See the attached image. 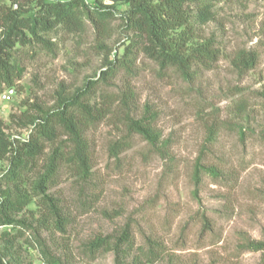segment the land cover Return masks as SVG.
<instances>
[{"label": "rangeland", "instance_id": "rangeland-1", "mask_svg": "<svg viewBox=\"0 0 264 264\" xmlns=\"http://www.w3.org/2000/svg\"><path fill=\"white\" fill-rule=\"evenodd\" d=\"M13 1L0 0V7ZM86 1L114 12L107 36L101 38L85 20L75 31L62 26L40 31L51 45L35 40L17 45L12 59L23 75L12 86V101L0 99V118L9 135L24 140L32 127L13 125L11 114H21L26 102L52 109L58 93L71 95L89 80L95 84L93 102L102 105L108 96L110 112L87 132L90 175L83 178L67 160L49 188L66 218L65 231L52 219L43 225L45 209L32 186L53 148L63 142L70 146L69 138L61 134L47 143L29 164L23 190L34 196L16 218L32 226L17 227L20 234L13 231L18 236L6 260L41 264L48 256L62 264H116L112 247L129 225L134 246L124 256L126 263L146 249L151 237L163 249L151 264H264V250L240 248L247 240L264 241V0H205L207 15L194 8L188 28L172 31L177 39L185 34L188 52L211 41L219 51L211 68L195 65L193 76L186 78L140 52L132 74L122 69L105 81L106 59L121 56L133 38L124 20L129 5L123 0ZM241 50L258 55L252 69L233 65ZM9 88L2 84L0 93ZM126 114L153 118L161 141H167L164 150H153L140 134L128 132ZM120 139L130 146L115 157L110 146ZM199 159L215 167L218 176L203 173L195 193L193 173ZM3 164L0 176L9 161ZM5 187L16 194L13 183H0V189ZM97 237L109 244L91 253L89 243ZM4 249L0 242V252Z\"/></svg>", "mask_w": 264, "mask_h": 264}, {"label": "trees", "instance_id": "trees-1", "mask_svg": "<svg viewBox=\"0 0 264 264\" xmlns=\"http://www.w3.org/2000/svg\"><path fill=\"white\" fill-rule=\"evenodd\" d=\"M26 1L25 6L19 5L18 8L13 5L18 3V0L13 1L12 5L4 4L0 7V90L2 84L12 87L17 79L22 78L23 70L14 65L12 59L13 50L17 45H27L33 40L51 45V41L40 36V31H50L58 26L75 31L84 25L85 20L90 21L98 35L104 39L110 29V20L115 16L109 6L104 9L99 3H88L86 0ZM123 1L129 5L124 20L126 28L133 33V38L121 56L106 59L108 69L102 72V81L111 79L122 69L132 74L134 60L140 52L157 61L161 68H176L186 78L193 76L195 65L211 68L218 61L219 51L211 41L199 44L188 52L185 34L178 39L172 35L173 30L188 28L194 8L201 14L209 13L205 0ZM257 60L258 55L253 51L241 50L235 56L233 65L239 70H248L255 66ZM94 88L93 80H89L71 95L60 92L52 109L24 103L27 107L21 114L10 115L13 125L21 128L32 127V131L24 140L9 135L6 132L7 125L0 118V158L9 161L6 172L0 177V183H13L16 192L15 194L8 187L0 189V221L13 226L10 231H4L0 235V242H3L5 247L4 251L0 252V264H13L11 260L6 259L12 256L11 248L17 240V234L22 232L21 228L17 227L32 226L27 220L17 219L16 215L32 203L34 195L39 198L38 203L45 209L42 213L46 219L43 225L52 219L57 229L65 231L66 218L58 200L49 193V188L54 182L60 163L67 160L75 164L77 172L83 178L90 175L92 167L87 147V132L110 112V101L106 100L108 96L104 98L102 105L93 102L91 93ZM261 96L264 102V89ZM34 107L38 109L37 113L32 112ZM152 119L147 116L134 118L126 114V126L128 132L140 134L153 150L162 152L167 141H161L160 132L150 122ZM61 134L69 138L70 146L63 142L53 148L44 172L32 186L34 195L29 194L23 190L25 171L30 163L35 162L44 153L46 144L54 142ZM129 146L130 143L126 139H120L110 146V152L118 157ZM203 173L218 176L215 167H206L199 159L193 173L195 193L202 183ZM108 244L106 238L97 237L89 243V250L95 253ZM133 246L134 241L128 225L112 247L116 264H151L163 253L162 245L148 237L146 249H142L140 255H135L131 263H126L124 256ZM240 248L249 251L264 250V241L247 240ZM47 260L50 264H62L55 257L47 256Z\"/></svg>", "mask_w": 264, "mask_h": 264}, {"label": "built area", "instance_id": "built-area-1", "mask_svg": "<svg viewBox=\"0 0 264 264\" xmlns=\"http://www.w3.org/2000/svg\"><path fill=\"white\" fill-rule=\"evenodd\" d=\"M14 94H15V89L13 87H10L6 91L0 93V99L2 101H4V102L9 103V102L12 101ZM4 161L5 160H3V159L0 158V172H2V173L4 172L3 169L5 168V165L3 164ZM12 227H13L12 225L5 224V223H2L0 221V235L4 231H10L12 229ZM41 264H50V263L43 260L41 262Z\"/></svg>", "mask_w": 264, "mask_h": 264}]
</instances>
